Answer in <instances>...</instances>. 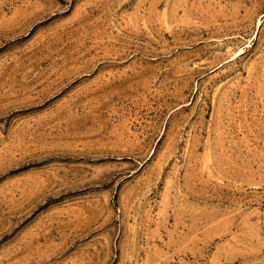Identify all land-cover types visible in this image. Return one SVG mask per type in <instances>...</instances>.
Masks as SVG:
<instances>
[{"label":"rangeland","instance_id":"1","mask_svg":"<svg viewBox=\"0 0 264 264\" xmlns=\"http://www.w3.org/2000/svg\"><path fill=\"white\" fill-rule=\"evenodd\" d=\"M0 264H264V0H0Z\"/></svg>","mask_w":264,"mask_h":264}]
</instances>
